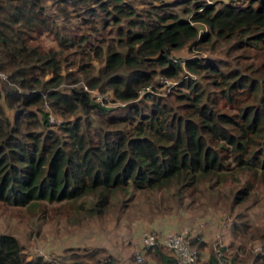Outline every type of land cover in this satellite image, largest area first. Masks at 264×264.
<instances>
[{
	"label": "trees",
	"instance_id": "1",
	"mask_svg": "<svg viewBox=\"0 0 264 264\" xmlns=\"http://www.w3.org/2000/svg\"><path fill=\"white\" fill-rule=\"evenodd\" d=\"M67 1L73 7L87 5L90 12L97 7L103 13L102 22L117 26L113 44H105L102 52L92 48L93 55H103L102 65L97 73L86 76V84L102 91L108 87L114 98L122 101L134 99L139 86L151 81L155 70H145V61H151L153 68L158 66L165 76L176 74L181 67L173 64L167 53L197 37V28L190 21L209 28L210 33H202L198 41L214 36L233 37L239 44L264 43V0H246L239 6L224 2L217 8L200 5L190 21L161 3L149 4V19L143 21L135 19V9L125 0H63ZM121 20L136 30H122L118 27ZM38 29L51 33L60 48L78 46L85 40L60 35L41 0H0V73L6 76L0 81V202L21 207L43 200L70 201L87 215H100L113 192L173 189L180 195L182 189L197 181L218 179L223 156L208 141L227 144L230 148L222 149L231 153L237 165L264 170V59L257 79H248L234 69L220 71L211 62L185 60L187 70L204 66L213 71L217 79L212 83L220 85L218 93L227 100L234 98L239 87L251 93L234 115L199 102L197 96L193 104L185 106L186 115L157 100L146 113L132 106L131 111L139 117L131 119L129 113L121 116L106 104L101 106L81 87L67 92L56 88L61 78L60 54L51 48L41 49L34 42ZM47 73L51 76L44 78ZM178 98L186 100L189 96L179 93ZM44 100L60 115L78 109L93 118L87 122L78 117L53 128L41 105ZM244 193L240 190L235 200ZM230 225L231 232H238L235 223ZM241 226L247 239L264 240L260 228L252 226L248 232L247 224ZM201 243L189 239L190 246L200 247ZM163 250L169 251L157 245L143 250V254H150L159 264H174ZM104 257L109 263L117 262L111 256ZM259 259L264 264L259 254H254L252 261ZM214 262L209 258L210 264ZM0 264L53 262L39 255L26 257L14 235L0 233Z\"/></svg>",
	"mask_w": 264,
	"mask_h": 264
},
{
	"label": "rangeland",
	"instance_id": "2",
	"mask_svg": "<svg viewBox=\"0 0 264 264\" xmlns=\"http://www.w3.org/2000/svg\"><path fill=\"white\" fill-rule=\"evenodd\" d=\"M125 1L135 9V19L143 21L149 19V4L169 5V10L188 21L191 20L190 15L194 10H200L197 8L200 5L217 8L224 2L237 6L246 4V0ZM41 2L52 15L53 22L58 25L60 35L67 38L70 34L74 39L85 38L78 46L66 44L60 48L51 33L38 29L34 34V42L40 45L41 49L51 48L60 54L61 78L56 88L67 92L72 88L81 87L101 106L106 104L113 109L112 113L122 114L121 116L129 113L131 119H136L139 115L131 111L132 106H137L139 111L146 113L151 102L157 100L177 108L183 116L188 112L185 106L193 104V98L197 99V96L199 102L217 111L234 115L236 107L243 105L245 98L248 99L251 94L247 93L245 88L239 87L234 98L227 100L218 93L220 85L212 83V80L217 79L213 71L206 70L204 66H196L193 71L187 70L184 66L186 59L203 60L200 63L211 62L216 64L220 71L238 70L248 79H257L261 75L264 43L245 44V41H242L243 44H239L233 37L214 36L198 41L202 33H210L209 28L202 22L190 21L197 28V37L189 45L169 49L167 53L171 62L178 63L181 67L176 74L165 76L158 71V66L153 68L151 61H145V70H155L151 81L139 86L134 99L118 100L108 87L102 91L86 84V76L97 73V69L102 65L103 55H93L92 48H100L102 52L105 44H113L117 36V26L110 21L107 24L102 22L103 13L97 7H93L96 8L94 13L87 10V5L73 7L68 1ZM118 27L122 30L137 28L129 25L127 20H121ZM82 62L85 63L84 67L79 70L78 65ZM0 74V81H3L6 76L2 72ZM50 76L51 73H47L44 78ZM179 93L188 95L189 99L179 100ZM41 105L47 112L48 123L53 125V128L66 120L81 117L83 121L89 122L88 119L93 118L91 113L83 115L78 109L73 114L60 115L49 109L46 100ZM91 126L95 128L96 124L92 123ZM208 144L223 156V167L218 179L214 177L197 181L182 189L180 195L173 189L167 192L164 189L129 188L126 192H113L100 215H87L83 210L75 209V204L70 201L43 200L38 204L21 207L0 202V233L14 235L26 257L39 255L53 264H98L107 259L104 256H111L117 260L116 263H122L134 259L136 253L140 252L141 262L137 264H159L150 254H143L139 239L141 232L152 230L149 228L152 224H165L170 231L186 230L188 240L194 238L196 243L202 242L200 247L195 244L192 246L199 252V264H210L209 258L214 259L215 249L221 250L233 264H260L261 258L256 263L252 260L254 254L264 258V240L247 239L248 236L241 230V225L247 224L245 231L249 232L251 227L255 226L264 233V170L251 165H237L231 153L222 149L230 148L225 143L219 145L208 141ZM240 190L245 193L242 198L235 200ZM231 223L236 224L238 232L230 231ZM256 246L261 247L263 254L255 249ZM163 252L171 257L169 251ZM207 257L209 258L206 259Z\"/></svg>",
	"mask_w": 264,
	"mask_h": 264
},
{
	"label": "built area",
	"instance_id": "3",
	"mask_svg": "<svg viewBox=\"0 0 264 264\" xmlns=\"http://www.w3.org/2000/svg\"><path fill=\"white\" fill-rule=\"evenodd\" d=\"M140 249L141 251L152 248L157 245L166 247L174 264H199V252L189 245L187 239V231H167L164 233L156 232L154 230H144L140 234ZM260 253L263 254L260 246H256ZM214 264H233L228 256H226L221 250H213ZM141 262V252L136 253L134 259L126 260L122 263L107 262L106 259L102 260L98 264H137Z\"/></svg>",
	"mask_w": 264,
	"mask_h": 264
},
{
	"label": "crops",
	"instance_id": "4",
	"mask_svg": "<svg viewBox=\"0 0 264 264\" xmlns=\"http://www.w3.org/2000/svg\"><path fill=\"white\" fill-rule=\"evenodd\" d=\"M149 228H151L152 230H155V231H158V232H161V233H164V232H167V231H170L168 228L167 225L163 224L161 226H159V224H152ZM140 240V239H139ZM209 257H207L206 259H208ZM205 259V260H206Z\"/></svg>",
	"mask_w": 264,
	"mask_h": 264
}]
</instances>
